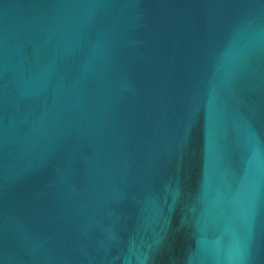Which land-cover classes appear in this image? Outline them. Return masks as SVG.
Returning <instances> with one entry per match:
<instances>
[{
    "label": "water",
    "instance_id": "1",
    "mask_svg": "<svg viewBox=\"0 0 264 264\" xmlns=\"http://www.w3.org/2000/svg\"><path fill=\"white\" fill-rule=\"evenodd\" d=\"M0 264H264V0H0Z\"/></svg>",
    "mask_w": 264,
    "mask_h": 264
}]
</instances>
